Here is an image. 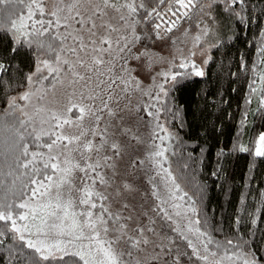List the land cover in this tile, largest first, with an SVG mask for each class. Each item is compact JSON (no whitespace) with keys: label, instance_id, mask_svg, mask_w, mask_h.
<instances>
[{"label":"snow or ice","instance_id":"1","mask_svg":"<svg viewBox=\"0 0 264 264\" xmlns=\"http://www.w3.org/2000/svg\"><path fill=\"white\" fill-rule=\"evenodd\" d=\"M218 2L152 0L155 6L148 7L145 0H28L26 14L12 18L15 11L9 6L24 0H0V12L10 13L8 23L0 22V31L9 35L12 53L27 47L35 58L34 70L25 77L27 89L9 97L0 114V246L10 237L9 250L18 264H264V256L243 237H214L213 231L222 229L211 227L199 197L184 190L166 156L172 150L168 142L178 137L160 116H178L179 109L168 106L172 91L193 76H205L193 59L197 52L189 50L185 56L180 50L168 70L153 76L147 87L131 64L147 58L150 66L153 55L145 41L169 40L193 10L214 19ZM224 2L228 12L234 5L243 7L245 0ZM235 15L244 19L239 12ZM149 24L150 30L138 31ZM210 32L205 26L193 37V48L203 53L200 45ZM139 44L144 47L137 50ZM258 53L264 64V44ZM5 70L0 62V72ZM252 71L257 79L250 91H258V80L264 92V70L254 64ZM57 85L72 89L62 108L51 106L58 103ZM137 92L148 102L133 106L131 97ZM260 104L264 106V97ZM141 112L151 118V141L142 159H132L131 142L145 143L130 126L144 119ZM86 118L93 127L84 126ZM66 126L78 134L67 133ZM239 151L249 149L239 145ZM253 155L264 157V133ZM77 172L83 174L79 187ZM141 172L155 201L150 206L147 193L141 196L144 203L137 200ZM194 187L202 196L203 187ZM114 204L119 205L115 210Z\"/></svg>","mask_w":264,"mask_h":264},{"label":"trees","instance_id":"2","mask_svg":"<svg viewBox=\"0 0 264 264\" xmlns=\"http://www.w3.org/2000/svg\"><path fill=\"white\" fill-rule=\"evenodd\" d=\"M27 2L24 0V3L9 6L15 11L12 18L26 14ZM145 2L148 7L155 6L152 0ZM201 2L206 3L207 0ZM226 6L224 0L213 6L214 19L193 10L191 19L181 21L178 29L170 34L171 38L163 42L166 46H173L169 52L172 57L180 55V50L187 56L189 50L194 51L193 37L202 34L205 26L211 30L200 45L207 52L205 59L210 56L211 60L204 64L205 59L193 57L205 71V76H193L185 87L172 91L168 106L173 111L178 108L179 115L162 112L160 122L165 123L168 130L178 137L168 142L172 150L166 156L171 170L185 191L194 199L199 197L198 206L202 215L206 214L209 218L211 227L222 229L213 231L214 237L225 240L239 235L248 240L253 251L264 256V157L253 155L256 140L264 131V106L260 104L264 92L260 91L258 80L254 85L258 89L255 94L249 87L251 81L257 79L252 71L253 65L264 70L258 53V48L264 44V0H245L243 7L237 4L228 12L224 10ZM236 12L244 19H238ZM9 14L6 10L0 12V22L8 23ZM150 27V24L144 25L138 31L143 32L145 28L150 30ZM191 34L192 40L189 38ZM173 39L175 44L172 43ZM157 43L159 41L154 44L144 42L151 50ZM144 44L138 46L144 47ZM12 47L9 35L0 31V62L6 68L0 72V114L7 107L9 97L27 86L25 77L34 70L32 50L20 47L13 54ZM49 83L50 80L44 81V86L47 87ZM152 83L153 80L145 87ZM148 99L142 97L145 103ZM248 100L251 102L248 103ZM16 115L19 116V113ZM140 115L144 119L137 120L136 129H140L145 143L138 145L135 141L131 142L132 159H142L148 150L147 143L151 141V125L147 122L151 118L144 116L143 112ZM154 142L160 143L159 140ZM239 145L246 146L249 151L240 152ZM184 164L189 167L185 169ZM139 175L142 177L140 186L143 192L138 201L144 203L141 196L147 193V205L150 206L155 203L150 195V186L143 179V172ZM196 184L203 187L202 196L199 189L194 187ZM254 217L255 225L252 224ZM237 219L239 224L236 223ZM160 223L157 219V230ZM10 245V237L5 238L4 245L0 246V264H18L10 253ZM44 264L58 262L48 261Z\"/></svg>","mask_w":264,"mask_h":264},{"label":"rangeland","instance_id":"3","mask_svg":"<svg viewBox=\"0 0 264 264\" xmlns=\"http://www.w3.org/2000/svg\"><path fill=\"white\" fill-rule=\"evenodd\" d=\"M193 34L189 35V38L192 40ZM167 43V42H166ZM143 47H139L137 45V50L142 49ZM173 46L169 47L166 46L165 43L160 42L155 44L153 46V49L151 50V53L153 55V63H151V65L149 66V62L147 58H142L141 61H132L131 64L134 68H136V72L134 73V75H136L141 81H142V85L145 87L147 84H149L150 82H152V78L153 76H156V74L162 70L167 71L169 68V62L173 60L174 56L172 57L170 52V49H172ZM197 48H194V51L197 52V55L195 56L197 59L200 58V60L205 59L207 57V52L203 51V53H201L200 49L199 50H195ZM135 51V50H134ZM160 58H163L162 60ZM119 69V65H117V70ZM46 74V73H45ZM28 85L19 93L15 94L14 96H19L21 93H23L26 89H27ZM72 91V89H66L60 85H57V88L55 90V98L58 101V103L51 105L52 107L55 108H62L65 104H67V93ZM52 97V93H49L48 96V100H51ZM131 101H132V105L135 106L138 103H141V101L144 102V100H142V97L140 95V93H134L131 97ZM19 103L23 104V101H18ZM34 103L36 102L35 99L33 101ZM127 101H125L126 103ZM99 103V101H97V104ZM76 115H78V113H76ZM74 118V117H73ZM137 121L133 122L130 126L133 128L134 131L138 130V134L140 135V129H136L137 127ZM84 126L86 128H91L93 127V121L90 119H85L84 121ZM65 131L69 134H78V129L75 128H65ZM261 133H264V131H262ZM260 133V134H261ZM128 157H125V160L123 162H121L120 167H121V171L123 172L126 164H127V160ZM129 171H132L131 169H128ZM110 174V173H109ZM76 179H75V184L77 185V187H79L81 185V177L83 176L82 173L77 172L75 174ZM142 184V182L140 181V185ZM99 187V185H97ZM141 188V193L143 192L142 190V186H140ZM144 188V187H143ZM103 190V189H101ZM110 191V189H109ZM140 194H138L137 196V200H140ZM119 205L114 204L113 205V210H115L116 208H118Z\"/></svg>","mask_w":264,"mask_h":264}]
</instances>
